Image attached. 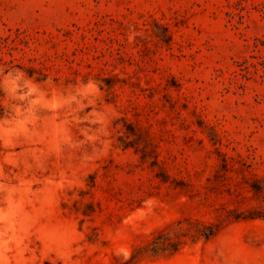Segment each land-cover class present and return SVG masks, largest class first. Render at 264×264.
Wrapping results in <instances>:
<instances>
[{
	"label": "rangeland",
	"instance_id": "rangeland-1",
	"mask_svg": "<svg viewBox=\"0 0 264 264\" xmlns=\"http://www.w3.org/2000/svg\"><path fill=\"white\" fill-rule=\"evenodd\" d=\"M261 215L264 0H0V264H264Z\"/></svg>",
	"mask_w": 264,
	"mask_h": 264
},
{
	"label": "trees",
	"instance_id": "trees-1",
	"mask_svg": "<svg viewBox=\"0 0 264 264\" xmlns=\"http://www.w3.org/2000/svg\"><path fill=\"white\" fill-rule=\"evenodd\" d=\"M264 215H261V216H250V217H252V218H256V217H263ZM236 219H238V218H236ZM215 227L216 226H214V225H212L211 226V234L210 235H212V234H214V231H215ZM209 235V236H210ZM208 236V237H209ZM166 237H165V235H162V237H160L159 239H157V241H155L154 243H153V248H152V250L155 252V253H157V252H159V251H161V250H164L165 248V246H164V242L162 241V240H164Z\"/></svg>",
	"mask_w": 264,
	"mask_h": 264
}]
</instances>
